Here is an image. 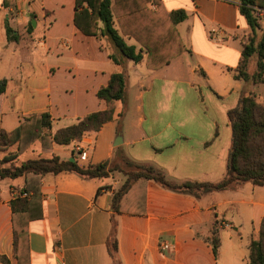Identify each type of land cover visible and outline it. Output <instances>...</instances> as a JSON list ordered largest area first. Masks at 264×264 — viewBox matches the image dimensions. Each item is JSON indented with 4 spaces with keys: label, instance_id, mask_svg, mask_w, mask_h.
<instances>
[{
    "label": "crops",
    "instance_id": "crops-1",
    "mask_svg": "<svg viewBox=\"0 0 264 264\" xmlns=\"http://www.w3.org/2000/svg\"><path fill=\"white\" fill-rule=\"evenodd\" d=\"M160 1L167 11H185L175 25L185 50L151 69L145 55L124 66L112 61L115 48L106 38L75 26V0H0V80H6L0 132L8 140L0 146V168L53 155L80 164L122 165L126 158L151 163L172 181L223 178L231 141L228 110L242 92L264 102V84L233 77L249 27L238 0ZM254 66L251 59L249 70ZM122 70L127 108L120 122L107 121L68 144L45 146L41 137L28 135L15 139L18 126L33 113L49 114L51 127L42 130L47 134L106 109L97 91ZM115 107L118 111L121 103ZM77 143L87 150L85 160L78 157ZM124 180L120 170L100 178L69 171L0 177V264H17L15 228L26 231L29 264H110L112 215L120 264H249V244L264 218V185L245 182L196 198L140 179L113 214L112 194ZM17 199L28 203L16 202L13 209L10 201ZM214 229L217 256L209 242Z\"/></svg>",
    "mask_w": 264,
    "mask_h": 264
},
{
    "label": "trees",
    "instance_id": "trees-1",
    "mask_svg": "<svg viewBox=\"0 0 264 264\" xmlns=\"http://www.w3.org/2000/svg\"><path fill=\"white\" fill-rule=\"evenodd\" d=\"M151 5H154V8ZM75 7L74 24L77 29L85 35L106 38L115 48V53L109 54V58L122 66L127 60L139 63L145 55L148 68H160L185 50L175 25L185 19L186 13L183 9L167 11L160 0H75ZM238 8L249 31L242 44L233 77L264 83V26L260 16V12L264 10V0H238ZM28 24L31 26V23ZM6 34L8 37L11 36V28L8 26ZM125 38L133 39L138 47L126 43ZM254 56L255 66L250 71L249 64ZM5 88L6 80L1 79L0 94ZM97 96L105 100L106 109L88 113L73 123L47 134L42 133V130L51 127L49 114L33 113L18 126L15 139L28 135V138L41 137L45 146L51 143L68 144L89 132L98 131L107 121L116 119L120 122L127 108L126 72L122 70L112 73L107 84L98 89ZM116 101L121 103L118 111L115 107ZM228 119L231 141L227 167L223 178L216 182L172 181L153 164L134 162L126 158L123 162L127 168L122 169L113 160L80 164L76 159L61 160L55 155L28 159L12 168H0V177L15 178L28 173L42 176L46 173L69 171L82 178H100L107 177L113 170H120L125 175V180L112 194L110 208L113 214L121 211L123 196L140 179L153 180L165 189L186 193L196 198L214 191L234 189L245 182L264 185V102H257L251 92H242L238 104L228 110ZM0 134L1 145H4L8 140L4 132L1 131ZM33 191L35 196L38 195L37 186H33ZM16 202H25L26 205L28 203L20 199L11 200L13 209ZM111 221V231L107 238L110 264H120L113 215ZM25 235L26 231L23 228L14 229L13 247L17 264H29V249ZM209 242L214 255L217 256L219 238L216 229L212 231ZM248 258L249 264H264V218L258 236L250 241ZM2 261L5 262V258H2Z\"/></svg>",
    "mask_w": 264,
    "mask_h": 264
},
{
    "label": "built area",
    "instance_id": "built-area-1",
    "mask_svg": "<svg viewBox=\"0 0 264 264\" xmlns=\"http://www.w3.org/2000/svg\"><path fill=\"white\" fill-rule=\"evenodd\" d=\"M0 146H1V135H0ZM75 150L77 151L78 157H79L80 160H85L86 159V157H87V150L85 149V147H83L82 145H80L79 143H77L76 146H75ZM23 195H26V193L24 192ZM219 225L227 226V223L219 220ZM162 247L164 249H166V248L169 247V245L167 243H164L162 245Z\"/></svg>",
    "mask_w": 264,
    "mask_h": 264
},
{
    "label": "rangeland",
    "instance_id": "rangeland-1",
    "mask_svg": "<svg viewBox=\"0 0 264 264\" xmlns=\"http://www.w3.org/2000/svg\"><path fill=\"white\" fill-rule=\"evenodd\" d=\"M261 16V15H260ZM261 22H262V26H264V16H261ZM129 42H133V40H129ZM253 59H255V56L254 57H252V60ZM251 84V83H250ZM257 84H260V86H262V84H264V83H257ZM262 93H261V96H258V100H261L262 99ZM121 167H122V169H126L127 167H126V164L123 162L122 163V165H120ZM116 176H118V177H120L121 178V176L120 175H118V174H116Z\"/></svg>",
    "mask_w": 264,
    "mask_h": 264
},
{
    "label": "water",
    "instance_id": "water-1",
    "mask_svg": "<svg viewBox=\"0 0 264 264\" xmlns=\"http://www.w3.org/2000/svg\"><path fill=\"white\" fill-rule=\"evenodd\" d=\"M32 23H34L33 20H32ZM69 160H70V161H73L74 159H73V157H71V158H69Z\"/></svg>",
    "mask_w": 264,
    "mask_h": 264
}]
</instances>
